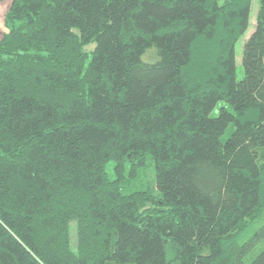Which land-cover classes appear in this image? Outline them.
Returning a JSON list of instances; mask_svg holds the SVG:
<instances>
[{
	"label": "trees",
	"instance_id": "1",
	"mask_svg": "<svg viewBox=\"0 0 264 264\" xmlns=\"http://www.w3.org/2000/svg\"><path fill=\"white\" fill-rule=\"evenodd\" d=\"M253 1L11 0L0 264H264Z\"/></svg>",
	"mask_w": 264,
	"mask_h": 264
},
{
	"label": "rangeland",
	"instance_id": "2",
	"mask_svg": "<svg viewBox=\"0 0 264 264\" xmlns=\"http://www.w3.org/2000/svg\"><path fill=\"white\" fill-rule=\"evenodd\" d=\"M10 0H2L0 1V36L6 32L4 27V17L7 11L8 6L10 5ZM252 9H251V16L249 21V27L245 35L237 42L235 46L236 51V78L240 79L242 77V67H241V49L244 41L249 37V35L252 33V30L255 25V18H256V10H257V0H254L252 3ZM93 46H89L84 48L85 51L90 52L92 51ZM73 232V226L70 228V233ZM74 242V240H73Z\"/></svg>",
	"mask_w": 264,
	"mask_h": 264
},
{
	"label": "crops",
	"instance_id": "3",
	"mask_svg": "<svg viewBox=\"0 0 264 264\" xmlns=\"http://www.w3.org/2000/svg\"><path fill=\"white\" fill-rule=\"evenodd\" d=\"M11 1V0H10ZM8 8H9V6H8ZM8 8H7V10H8Z\"/></svg>",
	"mask_w": 264,
	"mask_h": 264
}]
</instances>
